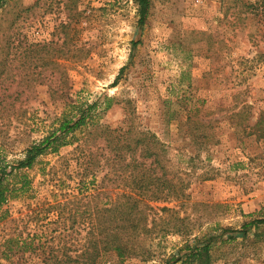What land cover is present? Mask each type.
<instances>
[{"label":"rangeland","instance_id":"374dc122","mask_svg":"<svg viewBox=\"0 0 264 264\" xmlns=\"http://www.w3.org/2000/svg\"><path fill=\"white\" fill-rule=\"evenodd\" d=\"M228 2L151 0L141 29L137 0H10L0 11L5 33L18 23L22 37L58 42L68 57L59 60L67 76L56 72L47 85L27 92L23 100L28 101L17 104L21 109L0 133L8 161L22 158L72 105L97 103L100 124L117 128L132 116L136 127L167 146L174 170L190 184L188 200L183 207L176 202L153 206L176 208L193 229L191 240L263 218L264 132L247 136L246 126L261 117L264 129V41L251 40L248 29L234 28ZM45 74L52 78L51 70ZM247 105L251 119L235 118ZM201 121L214 135L208 145L200 136ZM74 148L43 156L27 171L33 190L4 207L0 245L15 232L68 244V206L58 209L56 203L76 194L75 182L68 179ZM115 186L109 185L112 199ZM158 232L160 227L143 239L142 255L107 264H166L184 238ZM241 242L223 248L230 260L244 255L240 264H264V242L249 248ZM44 252L36 250L31 257H44Z\"/></svg>","mask_w":264,"mask_h":264},{"label":"trees","instance_id":"16d2710c","mask_svg":"<svg viewBox=\"0 0 264 264\" xmlns=\"http://www.w3.org/2000/svg\"><path fill=\"white\" fill-rule=\"evenodd\" d=\"M9 1L0 0V11ZM137 4L138 23L143 29L150 16L151 0H137ZM227 7L235 29H248L252 31L248 35L251 40L259 37L264 41V0H229ZM82 15L79 12L75 20ZM16 25L12 26L13 32L5 33L0 24V133L21 109L17 104L28 101V97L23 100L27 92L47 85L46 81H52L56 72L67 76L59 60L67 58L68 52L58 42L28 41ZM48 70L52 78L45 74ZM118 81L119 77L115 85ZM97 106L72 105L55 128L31 142L22 158L8 161L0 149V219L10 201L32 192L33 181L27 171L41 157L58 153L66 146H75V166L68 179L76 184V194L68 193V201L56 203L58 209L68 206V244L56 238H51L53 243L47 237L37 240L38 234L24 238L22 233L15 232L0 245V264H107L110 259L124 262L144 253L143 239L158 227V234L184 238L183 245L166 264H240L244 255L230 260V252L223 248L232 249L238 240L246 248L264 242V217L245 223L238 230L222 228L215 234L191 240L193 229L176 208L153 206L176 202L183 207L188 200L186 191L190 184L181 176L183 173L174 170L167 146L156 134L136 127L132 116L126 117L121 127L100 124ZM251 109L247 105L234 117L249 121ZM200 126V136L208 145L214 135L206 130L205 123ZM262 126L261 117L253 125L247 124V136H261ZM99 178L102 179L97 184ZM112 183L116 186L111 190L117 192L114 199L109 195ZM79 219L89 222L81 224ZM41 249L48 250V254L31 257Z\"/></svg>","mask_w":264,"mask_h":264}]
</instances>
